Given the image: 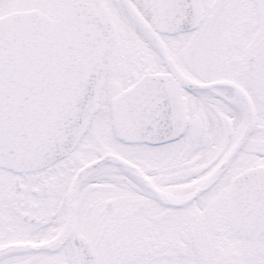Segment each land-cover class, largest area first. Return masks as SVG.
Wrapping results in <instances>:
<instances>
[{
    "label": "snow or ice",
    "instance_id": "snow-or-ice-1",
    "mask_svg": "<svg viewBox=\"0 0 264 264\" xmlns=\"http://www.w3.org/2000/svg\"><path fill=\"white\" fill-rule=\"evenodd\" d=\"M0 264H264V0H0Z\"/></svg>",
    "mask_w": 264,
    "mask_h": 264
}]
</instances>
